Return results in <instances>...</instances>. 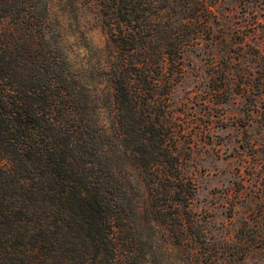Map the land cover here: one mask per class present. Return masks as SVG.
Returning a JSON list of instances; mask_svg holds the SVG:
<instances>
[{
  "label": "trees",
  "instance_id": "obj_1",
  "mask_svg": "<svg viewBox=\"0 0 264 264\" xmlns=\"http://www.w3.org/2000/svg\"><path fill=\"white\" fill-rule=\"evenodd\" d=\"M147 6L100 0L97 13L117 62L110 82L123 146L146 174L154 226L172 210L183 225L195 187L182 176L166 185L178 160L167 110L156 106L167 105L171 85L163 101L155 94L165 63L182 57L173 56L175 34L161 39L150 26ZM50 12V0H0V264H137V228L113 198V171L96 143L104 128L93 120V91L62 33L51 34ZM151 31L164 40L157 52Z\"/></svg>",
  "mask_w": 264,
  "mask_h": 264
},
{
  "label": "rangeland",
  "instance_id": "obj_2",
  "mask_svg": "<svg viewBox=\"0 0 264 264\" xmlns=\"http://www.w3.org/2000/svg\"><path fill=\"white\" fill-rule=\"evenodd\" d=\"M146 1L150 26L161 39L175 34L173 56L182 57L165 63L155 94L163 101L171 85L167 105L156 106L158 115L167 110L178 160L166 185L182 176L195 187L183 225L172 210L154 226L146 174L123 146L100 0H50L51 34L62 33L75 73L93 91V120L104 128L96 143L113 171V198L137 228L136 262L264 264V0ZM157 17L162 24H152ZM150 33L157 52L164 40Z\"/></svg>",
  "mask_w": 264,
  "mask_h": 264
}]
</instances>
